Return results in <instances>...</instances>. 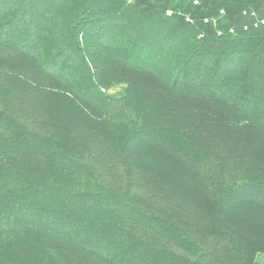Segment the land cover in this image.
<instances>
[{"label":"trees","instance_id":"trees-1","mask_svg":"<svg viewBox=\"0 0 264 264\" xmlns=\"http://www.w3.org/2000/svg\"><path fill=\"white\" fill-rule=\"evenodd\" d=\"M264 0H0V264H258Z\"/></svg>","mask_w":264,"mask_h":264},{"label":"rangeland","instance_id":"rangeland-1","mask_svg":"<svg viewBox=\"0 0 264 264\" xmlns=\"http://www.w3.org/2000/svg\"><path fill=\"white\" fill-rule=\"evenodd\" d=\"M256 261L258 264H264V254L258 253L256 255Z\"/></svg>","mask_w":264,"mask_h":264}]
</instances>
